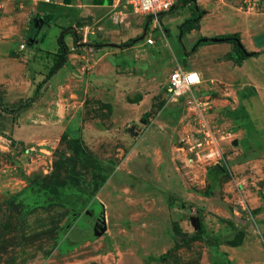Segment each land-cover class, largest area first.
I'll return each mask as SVG.
<instances>
[{
    "label": "rangeland",
    "instance_id": "1",
    "mask_svg": "<svg viewBox=\"0 0 264 264\" xmlns=\"http://www.w3.org/2000/svg\"><path fill=\"white\" fill-rule=\"evenodd\" d=\"M245 1L209 0L216 16L210 22L230 26L248 18L263 27L262 42L264 0L251 11ZM20 10L21 0H0V39L31 24L16 36L27 40L18 50L25 58L38 49L29 37L41 38L37 27L51 18ZM169 18L178 17L161 16L169 26L162 28L164 45L157 39L155 47L122 51L98 49L97 33L77 19L79 44L65 63L75 75L60 79L66 89L46 78L58 53L30 57L27 82L11 78L20 90L0 88L8 109L0 108V264H264V127L247 131L252 121L242 103L264 97V73L254 75L255 84L233 85L208 67L211 94L227 88L225 116L245 132L218 164H205L191 149L196 136L185 98L167 91L195 45L192 36L180 39ZM36 91L38 101L24 106ZM10 126L18 138L32 139L14 140ZM103 217L106 229L96 235Z\"/></svg>",
    "mask_w": 264,
    "mask_h": 264
},
{
    "label": "crops",
    "instance_id": "2",
    "mask_svg": "<svg viewBox=\"0 0 264 264\" xmlns=\"http://www.w3.org/2000/svg\"><path fill=\"white\" fill-rule=\"evenodd\" d=\"M208 1L209 0H198L196 2L198 9L204 11V15L198 24L193 25L189 30H187L184 36L179 35L180 39L183 41L185 37L192 36V39L194 40L193 44H195L201 37L211 38L223 34L238 33L241 42L247 51L260 53L255 57L243 60L241 64H236L234 61L228 59L233 52V45L230 43H216L199 46L195 52L188 56L187 60L183 64H178V68L182 70H192L200 74L202 83L197 88V91L200 95L210 96L216 105L211 114L212 119L218 123H224L227 127L236 130L237 139L232 145L226 144L224 148L226 150L228 147L236 148L240 145L245 129L237 120L233 118H230V120L227 116H225V103H227V101L229 103V96H227L229 93H226L227 88L223 89V95H219L221 97H213L211 94L212 88L209 89L211 85H209L205 79V77H207L210 73L207 74L206 71L208 67L209 69H214L211 70V74L214 75V78L220 81L229 82L233 85L242 84L245 86L255 84L253 79L254 75L264 73V41H259L262 39L261 31L263 30V27L248 18L241 22L235 20L236 23H233L230 26L216 24L215 21L210 22V18L213 20L216 19V16L214 15L211 17V9H207ZM21 3L23 10L19 11L20 16H26L29 18L32 12L35 11L34 15L40 14L43 16V14H45L50 17L51 23L47 26H44L43 24L38 25L37 30L42 34L41 38L35 39L32 36L29 37V40L36 43L38 49L36 50V53L32 50L31 54H28L25 58L24 56H18V50L19 48L21 51L26 49L27 40L22 43L17 39V37H21L20 32H23V28L27 30L30 28L31 24L25 21V23L20 25L22 30L20 28V31H16V33L13 31L12 35L8 37V40L0 39V88L6 90H8L9 85H11L15 90H20L21 88V85H18V87L12 85L13 83L11 78L17 81L21 80L22 82H27V76L25 74L26 72L29 73L28 59L30 57L33 58L34 55H39L41 59L45 60L47 59L46 56H54L58 53L59 46L57 44V39L63 29L73 30V33H67L65 35V42L70 51L77 44H79L77 38H75L78 37V33L74 30V22L77 19H83V22L87 23L85 26L90 29H94L93 31L97 33L94 38L103 43V45L98 46V49L100 50L109 47V45H113L114 49L118 51L134 49L138 46L152 48L158 43L157 39H159L163 44L164 32L162 28L165 27L168 29L169 27L164 26L160 20L161 16L166 13L161 14L158 17V23H154L153 26L146 25L142 22L144 27H141L142 25H140L141 22L139 19H149L150 17L136 16L129 7L125 6V2L119 4L117 0H62L61 2L57 1L55 4L43 2L39 5H35L32 2L30 3L27 0H21ZM124 8L129 9L133 15H125L126 13L124 12ZM173 8L168 13H174L178 18H169V25H180L191 16L193 4L190 3L176 11H173ZM126 16L128 17L127 20L125 19ZM218 16L220 18H224L223 15L219 14ZM136 23L139 25H135ZM178 25L176 26L177 28ZM144 30L148 31L145 39H143V36L141 35ZM153 31H159L160 36H155ZM149 35L155 38L156 43L153 46L146 44V39ZM130 39H136L130 47H119V45ZM22 44H25L24 49H21ZM185 52L190 53L191 51L186 49ZM209 52L214 55L212 57L210 55L205 56V54ZM200 53L202 55H200ZM68 55L71 56V54ZM69 59L68 61L71 62L72 60ZM68 75L71 79H73L75 72H71V66L69 64H64L62 68H60L58 72L50 78L51 86L56 83L66 89L68 83H63L64 85H62L60 83V79ZM41 78L42 74H40L37 79L40 80ZM19 92L20 91H18L17 96H19ZM5 102H8V99H6ZM242 103L246 108V112L249 115L250 120L252 121V123L248 125L247 131L250 130L252 125L256 128L264 127V97L257 94L254 97H247L243 99ZM10 127L8 132H10L14 140L27 142V140L32 139V136L27 133V137L18 138V132L16 129ZM16 174L19 175L20 172L18 173L17 171Z\"/></svg>",
    "mask_w": 264,
    "mask_h": 264
},
{
    "label": "built area",
    "instance_id": "3",
    "mask_svg": "<svg viewBox=\"0 0 264 264\" xmlns=\"http://www.w3.org/2000/svg\"><path fill=\"white\" fill-rule=\"evenodd\" d=\"M42 1L51 3V0ZM259 1L246 0V10L254 9ZM117 2L119 4L125 2V6L129 7L136 16L150 17L151 22L158 23V17L171 11L176 0H117ZM155 43V38L149 35L146 44L153 46ZM24 48L25 44H22L21 49ZM192 73L198 75V82L189 78ZM201 83L202 79L198 72L177 68L170 76L167 91L174 99L185 98L187 121L193 125L196 136L195 143L191 147L194 155L205 164L216 165L223 158L225 145H232L237 139V132L212 119L211 114L216 105L210 96L199 94L197 88ZM30 150L34 152L35 149ZM14 172L17 173V170Z\"/></svg>",
    "mask_w": 264,
    "mask_h": 264
},
{
    "label": "trees",
    "instance_id": "4",
    "mask_svg": "<svg viewBox=\"0 0 264 264\" xmlns=\"http://www.w3.org/2000/svg\"><path fill=\"white\" fill-rule=\"evenodd\" d=\"M197 1L198 0H176L173 11L183 8L190 3L193 4L191 16L187 18L183 23L178 25V31H179L180 36H184L187 30H189L193 25L198 24L204 15V11L198 9L197 4H196ZM67 33H73V30L63 29V31L61 32L60 36L57 39V44L59 46L58 57H57L58 59L53 64V66L49 69V72L47 73V76H46L47 79H50L53 75H55L58 72V70L62 68V66L67 61V56H68V51H69V47L67 46L65 42V35ZM75 38H78V37H75ZM135 40L136 39H130L127 42L119 45V47L121 48L130 47L135 42ZM216 43H230L233 45V52L228 57V59L234 61L236 64H241L243 60L250 58V57H255L258 54H260L256 52L247 51L241 42L239 34L230 33V34L218 35V36L211 37V38H206V37L199 38V40L195 43L191 52L186 53V56H189L191 53L195 52V50L199 46L216 44ZM37 93L38 91L35 92L34 96L24 106H28L31 103L36 102L38 100ZM0 108L6 111L8 110L1 103H0ZM52 193L55 194L53 199H57L58 191L56 187L54 186L52 189Z\"/></svg>",
    "mask_w": 264,
    "mask_h": 264
},
{
    "label": "water",
    "instance_id": "5",
    "mask_svg": "<svg viewBox=\"0 0 264 264\" xmlns=\"http://www.w3.org/2000/svg\"><path fill=\"white\" fill-rule=\"evenodd\" d=\"M99 220L101 222V225H100V228H99L101 231L100 232H96V235H100L106 229V220H105V218L103 217V219H99Z\"/></svg>",
    "mask_w": 264,
    "mask_h": 264
},
{
    "label": "clouds",
    "instance_id": "6",
    "mask_svg": "<svg viewBox=\"0 0 264 264\" xmlns=\"http://www.w3.org/2000/svg\"><path fill=\"white\" fill-rule=\"evenodd\" d=\"M191 80L198 82V75L195 73H192L189 77Z\"/></svg>",
    "mask_w": 264,
    "mask_h": 264
}]
</instances>
